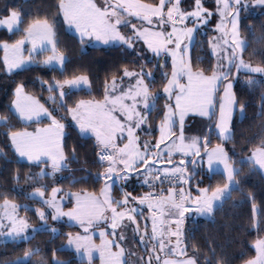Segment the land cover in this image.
<instances>
[{
    "label": "snow or ice",
    "instance_id": "1",
    "mask_svg": "<svg viewBox=\"0 0 264 264\" xmlns=\"http://www.w3.org/2000/svg\"><path fill=\"white\" fill-rule=\"evenodd\" d=\"M214 3L215 13L203 0H57L51 18L38 10L26 22L30 12L0 0V30L9 34L0 39V79L6 81L0 94L10 97L0 103V170L19 165L12 186L0 191V245L19 247L43 233L54 240L61 235L57 224L78 229L64 234L67 244L53 249L51 258L42 256L38 246L26 247L3 264H33V256H40L35 264H72L57 257L65 250H73L81 264H94V253H99L100 264H230L223 254L227 232L224 244L217 242V233L189 252L188 241L194 237L186 222L194 215L215 223L216 212L234 192L240 199L232 206L251 203L250 227L264 230L257 193L246 190L238 178L245 166L249 174L264 178V123L258 137L245 140L258 143L233 159L237 119L242 123L249 107L244 97L257 86L264 88V51L251 54L261 57L259 63L246 60L249 42L241 35L242 29L252 34L244 19L256 9L264 13V0ZM214 16L218 19L207 40L206 63L204 56L193 53L204 52V29ZM61 26L78 39L82 55L90 45L118 50L124 58L120 66L105 70L99 98L72 101L77 93L91 96L93 79L83 71L66 74L69 58L57 39ZM260 27L264 33V24ZM36 69L63 77L34 78L32 83L49 93L44 103L26 91L24 81L14 80ZM258 114L264 115V92ZM196 118L203 127L186 135L188 121ZM13 121L25 128L17 129ZM32 124L37 126L28 131ZM73 135L93 142L91 161L86 155L80 159L77 145L68 150ZM89 164L99 170L90 171ZM25 167L29 170L22 174ZM213 174L222 182L200 187ZM197 175L201 179L193 196L185 186L190 188ZM21 180L26 188L18 187ZM65 181L73 186L91 181L99 190L66 192L56 186ZM137 186L147 190L137 193ZM13 194L37 206L18 203ZM251 247L255 255L244 264H264V237L258 236Z\"/></svg>",
    "mask_w": 264,
    "mask_h": 264
},
{
    "label": "trees",
    "instance_id": "2",
    "mask_svg": "<svg viewBox=\"0 0 264 264\" xmlns=\"http://www.w3.org/2000/svg\"><path fill=\"white\" fill-rule=\"evenodd\" d=\"M205 5L209 8L210 11L215 13V3L214 0H203ZM57 0H27V2H23V0H19L18 5L23 7L26 13L30 12L31 16H26L25 20L27 22L28 19L32 18L37 14L39 10V14L41 16L48 15L51 18L55 15V7ZM187 6V3H185ZM215 16L213 17V19ZM264 24V13H261L259 9L250 11L246 14V18L244 19V25H251L253 32L250 35L246 30L242 29V37L248 40L249 49L245 54L246 60H251L254 64L259 63L261 57L259 55H251L255 50L257 53L264 51V39H261L264 36L262 33L261 25ZM58 35L57 39L60 42V47L65 51L66 55L69 58V62L66 65L65 72L66 74H71L73 72H88L91 74L93 79V88L91 96L85 94L83 92L77 93L71 99L72 101H76L78 99H90L92 97L98 96L99 93L102 94V85L105 79V70L112 69L114 65L120 66L121 61L124 59L118 50L113 49H101L96 50L93 47L89 46L84 48V51L87 53L86 55L81 54V45L78 42V39L73 38V34L66 32L64 27H58ZM204 31L207 33L202 37L204 41V52H194L193 55H201L204 56L205 62L208 60V49H207V40L209 36L213 34L212 25L209 24ZM8 33L4 30H0V39H5L8 37ZM19 38V34L12 36L11 39L15 40ZM201 37H197V41L199 42ZM2 51H0V57H2ZM27 54V53H25ZM131 59V57H128ZM170 72V64L167 69ZM36 76H42L45 79H52L53 77L62 79L58 73L54 72H46L42 69H36L31 72L22 73L16 77L14 80L16 82L24 81L26 84V91L36 96L40 99L41 103H44L47 100L49 93L46 91L41 92L38 84L34 85L32 81ZM96 77H99V81L97 82ZM243 79V78H242ZM6 81L0 79V88L5 86ZM157 86L160 84V75L157 74L156 77ZM14 86V85H13ZM264 92V88L257 86L255 90L251 93V95H246L244 99L249 101V107L246 111L245 118L241 123L239 118L236 123V136H235V156L233 159H239L241 156L246 154L247 148L254 146L255 143H258V139L253 142V144H246L245 140L251 137H258L260 134V125L264 123V115L258 114V106H259V96ZM10 101V97H4L0 94V103H8ZM160 105L162 106L163 101L161 100ZM48 107H54L50 103L47 104ZM16 128L21 130L25 128V125L19 121H13ZM35 124H32L28 128H32ZM3 131V129H0ZM241 135L244 139L241 138ZM0 140H3V137H0ZM216 139L212 140V144L217 143ZM92 141H85L78 139L75 135L72 136L71 139L67 141L68 150L70 151L74 145H77V151L80 153V159L82 160L86 155L91 161L93 159L92 152ZM80 145H83L80 147ZM228 150L231 153V149L233 148V144L229 143L227 145ZM241 148L245 149V152H241ZM12 158L11 155L8 157ZM179 159V157H177ZM81 165H72L71 167L76 168ZM240 167L239 164L236 165ZM19 167V165L11 164L3 166L2 170H0V191L7 189L12 186L11 176L13 172ZM90 171L95 172L98 171V167L89 164L88 165ZM28 168L21 169V173L27 172ZM32 171H39L38 168L32 169ZM77 176L81 175V173H76ZM239 179L244 181V188L246 190H252L257 193V205L258 210L261 215H264V196H261V193H264V178H262L259 174H249L247 166L243 168V171L240 173ZM199 175L195 177V180H200ZM194 181V180H193ZM192 181V183H193ZM218 182H222V177L218 174H213L211 178L205 176L203 179V183L200 186H208L210 183L215 186ZM50 183V181H49ZM57 186L62 187L64 191L76 192L80 189H86L89 192L98 191L99 185H93L91 181L87 184H76L70 185L67 181L58 184ZM18 187L26 188L23 181ZM191 188V187H190ZM192 189V188H191ZM136 192H142V188L139 186L136 187ZM114 195L118 196V193H114ZM13 198H16L13 194ZM18 203H28L31 207H36L37 205L32 204L31 201H25L22 198H16ZM240 197L237 193H233L232 200L227 201L222 210H218L215 214V223L212 222L210 218H202V217H189L186 222V230L190 233L193 239L188 241V250L191 252L193 245H201L204 244V239L213 234L218 235V243L224 244V236L225 233H228V243L227 246L223 249V254L226 260L230 262V264H244V260L249 259L255 255V250L251 247L252 243L259 237H264V230L257 231L250 227V217H251V203H239L237 206L233 207L234 201H239ZM68 206V201L65 202ZM21 216H24L25 213L23 211L20 212ZM31 217V213L28 214ZM33 223H35V219L33 218ZM228 225L229 227H225ZM60 231L61 235L57 236L54 240H52L51 236L47 233L38 234L34 239L31 240L30 243L21 244L19 247L8 244V245H0V264H3L4 261L9 259H14L18 255H22L23 248L26 247H39L42 256H46L47 258H51L52 250L55 248H59L61 245H65L66 238L65 235L67 232L72 231L73 233L77 231L76 228H69L67 224H57L55 225ZM230 229V230H229ZM262 229H264V225H262ZM51 241V242H49ZM57 257L62 260H70L72 264H81V259L75 256L73 250H65L63 252L57 253ZM40 256H33L32 261L35 264V260H39ZM97 262V259L94 260V264ZM84 264H87V261H84Z\"/></svg>",
    "mask_w": 264,
    "mask_h": 264
},
{
    "label": "rangeland",
    "instance_id": "3",
    "mask_svg": "<svg viewBox=\"0 0 264 264\" xmlns=\"http://www.w3.org/2000/svg\"><path fill=\"white\" fill-rule=\"evenodd\" d=\"M8 2L9 3H16V4H18V2H19V0H8ZM217 19H218V17H215L214 19H212L211 20V22L209 23V24H211L212 25V29L214 28V25H215V23H216V21H217ZM214 34V33H213ZM212 34V35H213ZM90 46V45H89ZM89 46H86V47H84V48H87V47H89ZM3 55V54H2ZM169 64H170V70H171V61L169 60ZM31 95V94H30ZM188 126H189V128H190V131H188L187 133H186V135H189V136H191V135H195V134H197V132L203 127V124L201 123V121H200V119L199 118H196L195 120H189L188 121ZM141 135H142V137L144 138V139H152V137H149V136H145L143 133H141ZM156 135H158V132L156 133ZM216 143H214V144H212V145H215ZM199 178H200V176H199ZM57 186V185H56ZM59 187V186H58ZM200 187H207V186H200ZM191 193H192V195L193 196H195V195H197V191H196V189H197V184H196V180L194 179V181H193V183L191 184ZM27 191H31L32 189L31 188H27L26 189ZM118 197V196H117ZM67 201V199L65 200V202ZM193 217H195L194 215H193ZM97 234H98V232H97ZM96 234V235H97ZM99 236V235H98ZM77 258H81V257H78V256H76ZM34 261V260H33ZM36 261V260H35Z\"/></svg>",
    "mask_w": 264,
    "mask_h": 264
},
{
    "label": "crops",
    "instance_id": "4",
    "mask_svg": "<svg viewBox=\"0 0 264 264\" xmlns=\"http://www.w3.org/2000/svg\"><path fill=\"white\" fill-rule=\"evenodd\" d=\"M37 125H35V126H33L32 128H28L27 130L28 131H34V129H35V127H36ZM21 130H23V129H21ZM71 206V205H70ZM70 206H68V207H70ZM76 232V231H75ZM74 232V233H75ZM94 240H95V243L96 244H99L100 243V238H99V236H98V234L94 237ZM67 244V241H66V243H65V245ZM76 256V255H75ZM94 256H95V259H97V262L95 263V264H100V257H99V253H94ZM81 259V258H80Z\"/></svg>",
    "mask_w": 264,
    "mask_h": 264
},
{
    "label": "water",
    "instance_id": "5",
    "mask_svg": "<svg viewBox=\"0 0 264 264\" xmlns=\"http://www.w3.org/2000/svg\"><path fill=\"white\" fill-rule=\"evenodd\" d=\"M185 188H186V191H190L191 192V189L188 188V186H185Z\"/></svg>",
    "mask_w": 264,
    "mask_h": 264
},
{
    "label": "built area",
    "instance_id": "6",
    "mask_svg": "<svg viewBox=\"0 0 264 264\" xmlns=\"http://www.w3.org/2000/svg\"><path fill=\"white\" fill-rule=\"evenodd\" d=\"M165 187H167V185H165ZM147 189L146 188H143V191H146Z\"/></svg>",
    "mask_w": 264,
    "mask_h": 264
}]
</instances>
